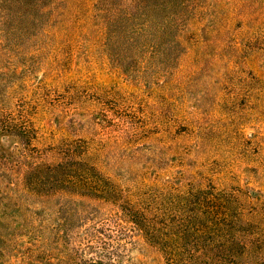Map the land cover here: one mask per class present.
I'll use <instances>...</instances> for the list:
<instances>
[{
    "label": "rangeland",
    "instance_id": "obj_1",
    "mask_svg": "<svg viewBox=\"0 0 264 264\" xmlns=\"http://www.w3.org/2000/svg\"><path fill=\"white\" fill-rule=\"evenodd\" d=\"M212 187L264 199V0H0V264H167Z\"/></svg>",
    "mask_w": 264,
    "mask_h": 264
},
{
    "label": "trees",
    "instance_id": "obj_2",
    "mask_svg": "<svg viewBox=\"0 0 264 264\" xmlns=\"http://www.w3.org/2000/svg\"><path fill=\"white\" fill-rule=\"evenodd\" d=\"M38 167L30 169L34 171L35 180L45 179L40 182L43 185H47L50 178L57 181L58 177L55 175L37 176L35 172L39 171ZM60 167L65 166H49L46 171L59 172ZM81 179L89 184L86 176ZM35 180L24 178V188L27 186V189L31 188V192L42 197L52 194L51 188L42 194L32 189ZM53 192L56 193L55 190ZM183 198L179 212L184 213L171 218H174L175 223L165 221V230L176 229L181 234L180 240L171 238L165 239V242H157L159 249L165 251L167 264H264V199L245 207L247 204H241L237 193L216 187L188 190ZM65 209L67 208L61 207L58 211L61 215L59 218L65 223L59 222L53 230L58 232L59 237L70 225L69 209ZM127 210L132 221L137 223L133 228H137L140 216L130 207ZM102 244L95 247L98 259L81 261L76 253L67 251L59 258L58 264H123L124 254L114 249L113 245L109 248L110 243L106 240ZM180 252L188 256L184 262L177 258Z\"/></svg>",
    "mask_w": 264,
    "mask_h": 264
}]
</instances>
